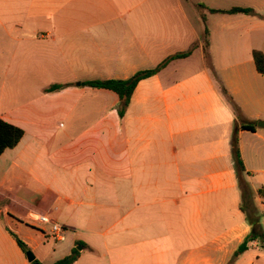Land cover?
Segmentation results:
<instances>
[{"label":"crops","instance_id":"1","mask_svg":"<svg viewBox=\"0 0 264 264\" xmlns=\"http://www.w3.org/2000/svg\"><path fill=\"white\" fill-rule=\"evenodd\" d=\"M233 8L252 13L208 11ZM0 29L52 42L19 48L37 94L17 117L0 87V118L24 132L0 156V264H31L14 236L42 264L78 246L73 264H238L263 249L250 242L231 262L251 218L264 232V74L252 56L264 55V0H0ZM191 48L140 81L122 117L116 94L82 86ZM55 84L65 87L46 92ZM38 216L59 224L63 240ZM22 227L50 238V250Z\"/></svg>","mask_w":264,"mask_h":264},{"label":"trees","instance_id":"2","mask_svg":"<svg viewBox=\"0 0 264 264\" xmlns=\"http://www.w3.org/2000/svg\"><path fill=\"white\" fill-rule=\"evenodd\" d=\"M199 7L203 9H207L203 5H200ZM208 11L211 13H226V14H235V13L251 14L252 13V11L249 9H241V8H233L228 11H217V10H208ZM202 21L204 24L202 38H203L204 50L206 53L208 49L207 47L209 44L208 42L209 32L205 25L204 17H202ZM193 49L194 48H191L186 52L177 53L173 56H170L166 58L165 60H163L155 68L149 69V70L138 71L128 79H125V80H117V79L92 80V81H86L82 83V86L90 87L93 89L107 90V91H110L116 94L119 99L118 113H119V116L122 117L130 103L133 91L136 85L140 81L156 75L173 60L188 57L191 54ZM252 56H253V61H254V64H255V67L258 73L264 74V55L259 51H253ZM64 87H65L64 85L55 84V85L50 86L46 90V92L52 93V92L60 91ZM223 92L226 93L225 90H223ZM241 129L250 130V131L252 130L250 126H241ZM23 134L24 132L21 128L13 124H10L0 118V156L3 154L5 150L16 147L18 143L20 142V140L22 139ZM231 151H232L233 159L235 162L237 175L240 176L241 173L245 172V169H244L242 160L240 158L236 133L233 135V138H232ZM241 188L243 192V198H247V196L250 193L249 187L246 184V185H242ZM262 193L264 194V192L259 191V194H262ZM250 222L252 225L251 233L244 239L243 243L239 246L237 251L234 253L233 258L231 259V262H233L234 259H236L240 254H242L243 252L247 250L248 244L250 242L258 241L264 246V233L261 231L260 227L257 225V220L254 218H251ZM14 238L19 248L25 254H27L29 252V249L27 248V246L16 236H14ZM77 257H78V252L76 249H74L70 255L54 262L53 264H73L76 261ZM31 264H42V263H40L37 260H33Z\"/></svg>","mask_w":264,"mask_h":264},{"label":"rangeland","instance_id":"3","mask_svg":"<svg viewBox=\"0 0 264 264\" xmlns=\"http://www.w3.org/2000/svg\"><path fill=\"white\" fill-rule=\"evenodd\" d=\"M39 39L40 35L34 34L33 36H27V34L21 30L8 31L0 29V87H2L3 83H6L5 87L7 94H9L10 97L5 100V105L9 108V112L13 117H17L20 114L22 108L20 105H22L27 97L37 94L36 86L30 83V78H28L18 66L21 60L19 48H41V45H52L50 38H46L45 40ZM10 61L12 62V68L7 70L6 64ZM108 94L117 100L116 95L112 93ZM247 201H245L246 207H248ZM27 230L28 229H25V227H22L20 233L23 237H30L28 239H31V243L38 245L41 249L45 247L44 249L46 252L50 250V246L54 243L50 238L42 239L38 233ZM259 244L261 243L259 242ZM29 252L33 254L31 251ZM57 257H59L57 254L52 256L46 263H53ZM238 264H264V247L263 249L251 248L250 251L240 259Z\"/></svg>","mask_w":264,"mask_h":264},{"label":"built area","instance_id":"4","mask_svg":"<svg viewBox=\"0 0 264 264\" xmlns=\"http://www.w3.org/2000/svg\"><path fill=\"white\" fill-rule=\"evenodd\" d=\"M37 220L41 224L50 225V237L54 242L63 240V228L59 224H57L53 220H50L46 216H38Z\"/></svg>","mask_w":264,"mask_h":264},{"label":"water","instance_id":"5","mask_svg":"<svg viewBox=\"0 0 264 264\" xmlns=\"http://www.w3.org/2000/svg\"><path fill=\"white\" fill-rule=\"evenodd\" d=\"M76 249L78 251H81L82 250V247L81 246H78V247H76ZM27 258H28L29 262H32L34 260V256L30 252L27 253Z\"/></svg>","mask_w":264,"mask_h":264}]
</instances>
